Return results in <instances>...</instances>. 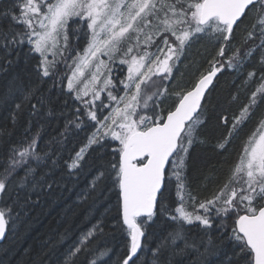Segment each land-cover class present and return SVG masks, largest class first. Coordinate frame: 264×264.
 <instances>
[{
    "label": "snow or ice",
    "instance_id": "snow-or-ice-1",
    "mask_svg": "<svg viewBox=\"0 0 264 264\" xmlns=\"http://www.w3.org/2000/svg\"><path fill=\"white\" fill-rule=\"evenodd\" d=\"M79 33L82 54L69 42ZM209 48L214 54L201 71L193 50L203 57ZM251 61L243 84L256 86L231 120L216 114L224 131L214 153L227 154L253 119L254 128L226 179L201 199L185 173L191 149L205 143L211 92L220 74L242 73ZM61 62L70 74L60 75ZM113 64L126 67L119 84L110 76ZM0 79V110L7 112L0 126V241L20 223L30 227L41 195L94 173L84 195L95 223L62 252L78 216L67 206L39 249L24 250L30 264H109L111 250L92 246L105 228L126 237L116 264H264V0H8L0 4ZM50 118L63 126L42 145ZM81 133L87 142L64 160L68 141ZM61 160L67 170L57 179ZM173 177L178 200L168 202ZM113 194L115 215L104 207ZM159 218L171 224L149 247ZM12 258L4 249L0 264Z\"/></svg>",
    "mask_w": 264,
    "mask_h": 264
},
{
    "label": "trees",
    "instance_id": "trees-1",
    "mask_svg": "<svg viewBox=\"0 0 264 264\" xmlns=\"http://www.w3.org/2000/svg\"><path fill=\"white\" fill-rule=\"evenodd\" d=\"M7 2L8 0H0V4H5ZM81 38L77 41L76 39L70 38L69 42L72 45L79 47L82 43L84 44L86 42L84 39L81 41ZM197 47L199 51L205 50V45L203 44ZM27 49L28 45H25L20 50L18 68L24 67V57L27 54ZM212 54L214 53L210 48L203 57L198 55L197 49L193 50V55L197 57L198 66L201 71L208 69L209 65L207 60L211 58ZM38 60V56H35L34 59L32 57L29 58V71H34L35 64ZM115 65L118 69L117 77L122 79L126 67L123 66L124 71L121 73L122 66L118 64ZM115 65H112V71ZM253 66H255V61H251L248 65H246L242 73L225 71L223 74H220L218 79L215 81V89L210 95L211 104L208 105L210 122L201 133V140H204L205 143H197L193 146L185 173L187 177L186 183L189 189L196 193L201 199L210 196L216 185L222 183L223 180L226 179L228 169L238 155L243 138L250 134L254 128L255 119L250 121L240 132L239 136L234 139L232 147L227 154L219 156L214 153L212 145L221 132L224 131L223 128L217 127L216 125V114L223 112L227 115L229 120L232 119L234 114H238L239 109L247 102L248 95L256 86V82L246 86L243 84L244 76L247 75V72ZM57 67L60 75L63 76L70 74V70L63 62L58 64ZM193 71H195V69H190L189 75H191ZM120 74L121 77L119 76ZM117 77L113 81L115 84H119V79H117ZM4 83L5 81L0 79V87H2ZM233 96H238V99L233 101ZM102 98L106 100L105 93H102ZM6 116L7 112L0 110V126H3L6 123ZM21 123L23 125L24 122L22 121ZM62 126L63 121H57L55 119H51L49 124H45L41 144L43 145L44 142L50 140L52 136L56 135L57 129L62 128ZM33 130H35V128ZM22 132L23 126L17 129L13 139L15 140L19 138ZM86 142L87 141L83 133H81L79 137L71 138L68 141L66 148L63 150L64 160H67L70 154L74 155L75 151H78L79 148ZM55 147L59 148V145H56ZM107 151L109 153L111 152L110 149ZM89 152H91V149H89ZM107 159H111V155H109ZM64 160H61L62 167L57 169V179L60 178L62 172L67 170L66 166H64ZM3 164V157L0 156V171L3 170ZM93 174L94 173L91 170H86L79 177L67 181L66 189L61 188L55 190L50 195H41L39 197L38 206L28 217L30 227L26 228L24 223H20L16 226L15 231L9 230L6 234V238L0 244V256L3 255L4 249H9L11 250V253H13L12 264H30L29 256L25 254L24 250L26 248H31L32 252L35 253L39 249L40 244L47 238L48 234L58 226L63 210L67 206L71 205L78 213V216L73 230L74 234L68 241V244L61 246V251H66L68 245L71 244L80 235V233L86 232L91 227V224L95 223V219H90L88 214V209L92 204V200L90 197H86L84 195L89 187ZM165 197L168 202H176L178 200L176 195V180L174 177L171 180V184L165 191ZM10 202L11 201H9V203ZM116 203L117 197L113 194L111 196V200L105 202L104 207L113 208V215H115L114 208ZM173 206H175V204H173ZM104 207H101L99 212H103ZM189 210H191L190 205ZM157 212H159V209H157ZM95 215L98 216L99 213H96ZM170 224L171 222L166 221L165 218H159L157 220V224L154 228L150 229V232H152L153 235L148 240L149 247L154 245L155 241L161 234H166V230L169 229ZM62 227L63 226H61V228ZM215 234V232L212 233L213 236H215ZM92 246L94 248H99L100 250H103L104 248L110 249V259L108 256L104 257V259H107L109 264H116L118 259L126 250V237H123L118 233L113 234L108 228H105L104 234L98 235L93 241ZM228 251L230 253L231 249ZM150 256L151 253L149 252L148 257L150 258ZM219 259L223 260L224 257L221 256Z\"/></svg>",
    "mask_w": 264,
    "mask_h": 264
},
{
    "label": "rangeland",
    "instance_id": "rangeland-1",
    "mask_svg": "<svg viewBox=\"0 0 264 264\" xmlns=\"http://www.w3.org/2000/svg\"><path fill=\"white\" fill-rule=\"evenodd\" d=\"M84 31L86 32L87 31V29H86V25H84ZM79 36H80V38H81V41L84 39L83 38V33H79ZM77 41V40H76ZM84 41H85V39H84ZM103 59H107L106 57H103ZM113 65H115V64H113ZM112 67V66H111ZM123 67V66H122ZM116 69H117V66L115 65L114 66V69H113V73H112V78H113V80L115 79V73H116ZM105 72H106V70H105ZM125 72H126V70L124 71V75H125ZM107 74V73H106ZM86 76H88V73L86 72ZM102 80H103V76L101 77V83H102ZM97 86H99V84L97 85Z\"/></svg>",
    "mask_w": 264,
    "mask_h": 264
},
{
    "label": "water",
    "instance_id": "water-1",
    "mask_svg": "<svg viewBox=\"0 0 264 264\" xmlns=\"http://www.w3.org/2000/svg\"><path fill=\"white\" fill-rule=\"evenodd\" d=\"M4 240L0 241V244L3 242Z\"/></svg>",
    "mask_w": 264,
    "mask_h": 264
}]
</instances>
